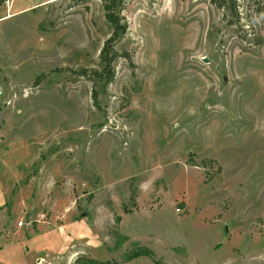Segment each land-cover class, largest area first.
Returning a JSON list of instances; mask_svg holds the SVG:
<instances>
[{"label":"rangeland","instance_id":"1","mask_svg":"<svg viewBox=\"0 0 264 264\" xmlns=\"http://www.w3.org/2000/svg\"><path fill=\"white\" fill-rule=\"evenodd\" d=\"M105 6L0 0V264H264V0Z\"/></svg>","mask_w":264,"mask_h":264},{"label":"trees","instance_id":"2","mask_svg":"<svg viewBox=\"0 0 264 264\" xmlns=\"http://www.w3.org/2000/svg\"><path fill=\"white\" fill-rule=\"evenodd\" d=\"M106 1V10H107V18L108 20L113 24L114 26V33H113V37L110 40V42L112 40H115L117 38H119L121 36V34L123 33V31L125 30V27L121 26L120 22H119V18L117 17V15L115 14L114 10L117 8L118 4L120 2H122L123 0H105ZM219 1H227V0H219ZM223 4L221 2H219V6H222ZM0 127H1V121H0ZM118 219H120V217H118ZM90 264H107V263H99L96 261H90Z\"/></svg>","mask_w":264,"mask_h":264},{"label":"built area","instance_id":"3","mask_svg":"<svg viewBox=\"0 0 264 264\" xmlns=\"http://www.w3.org/2000/svg\"><path fill=\"white\" fill-rule=\"evenodd\" d=\"M14 2L15 0H3V5H5L8 12L11 10L12 6L14 5ZM180 210H181L180 208L177 209V211H180ZM19 225H23V222H20Z\"/></svg>","mask_w":264,"mask_h":264},{"label":"bare ground","instance_id":"4","mask_svg":"<svg viewBox=\"0 0 264 264\" xmlns=\"http://www.w3.org/2000/svg\"><path fill=\"white\" fill-rule=\"evenodd\" d=\"M11 16H9V17H6V18H10Z\"/></svg>","mask_w":264,"mask_h":264}]
</instances>
